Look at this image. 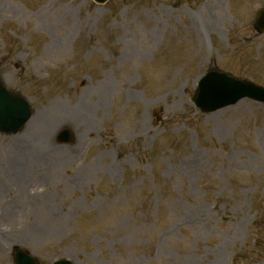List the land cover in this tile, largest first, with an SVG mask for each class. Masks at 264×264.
<instances>
[{
	"label": "rangeland",
	"instance_id": "obj_1",
	"mask_svg": "<svg viewBox=\"0 0 264 264\" xmlns=\"http://www.w3.org/2000/svg\"><path fill=\"white\" fill-rule=\"evenodd\" d=\"M259 8L0 0L2 79L34 109L0 136V264L14 246L42 264H264V105L189 101L208 70L264 87Z\"/></svg>",
	"mask_w": 264,
	"mask_h": 264
},
{
	"label": "water",
	"instance_id": "obj_2",
	"mask_svg": "<svg viewBox=\"0 0 264 264\" xmlns=\"http://www.w3.org/2000/svg\"><path fill=\"white\" fill-rule=\"evenodd\" d=\"M96 1L103 2L105 0ZM254 27L259 33L264 32V8L257 11ZM244 88L243 96H248L264 103L263 88L249 85L246 82H239L217 73H210L201 81L198 92L192 101L203 112H211L235 102L240 98V93ZM30 116L31 109L28 103L19 95L8 92L0 82V133H18ZM61 136L63 140L71 137L68 131H64ZM12 255L15 264H39L35 258L19 248H15ZM54 264L71 263L60 260Z\"/></svg>",
	"mask_w": 264,
	"mask_h": 264
},
{
	"label": "bare ground",
	"instance_id": "obj_3",
	"mask_svg": "<svg viewBox=\"0 0 264 264\" xmlns=\"http://www.w3.org/2000/svg\"><path fill=\"white\" fill-rule=\"evenodd\" d=\"M207 53H208V52H207ZM208 56H209V55H208ZM65 115H66V114H65ZM65 115H64V116H65ZM64 116H63V117H64ZM51 125H52V123L50 124V126H51Z\"/></svg>",
	"mask_w": 264,
	"mask_h": 264
}]
</instances>
